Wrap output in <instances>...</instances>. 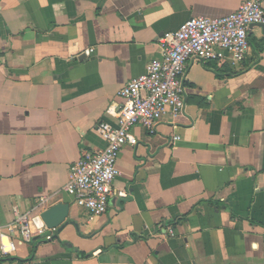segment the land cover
Listing matches in <instances>:
<instances>
[{
    "label": "crops",
    "instance_id": "1",
    "mask_svg": "<svg viewBox=\"0 0 264 264\" xmlns=\"http://www.w3.org/2000/svg\"><path fill=\"white\" fill-rule=\"evenodd\" d=\"M244 1L0 0V227L12 224L14 206L32 211L40 196L49 198L43 210L69 205L51 242L17 241L0 259L264 264L260 26L248 28L238 66L188 63L180 114H164L152 134L132 127L137 142L119 151L105 213L90 216L64 189L70 166L104 147L97 127L116 124L119 90L160 58L159 37Z\"/></svg>",
    "mask_w": 264,
    "mask_h": 264
},
{
    "label": "built area",
    "instance_id": "2",
    "mask_svg": "<svg viewBox=\"0 0 264 264\" xmlns=\"http://www.w3.org/2000/svg\"><path fill=\"white\" fill-rule=\"evenodd\" d=\"M264 26L263 0H246L233 12L221 17H190L176 30L163 33L158 39L160 58L145 65L144 73L129 80L119 90L122 103L116 112V124L101 123L97 131L105 142L96 152H86L69 168L64 186L73 203L88 211L90 216L106 212L112 196V182L119 174L117 158L120 149L137 142L131 129L139 124L152 134L160 118L172 117L185 107L184 78L189 62H216L238 66L249 49L247 30L253 25ZM93 49L84 51L91 54ZM179 137H172V142ZM122 196L123 194H118ZM49 198L40 196L32 211L14 206L11 225L0 227V258L16 250L17 241L30 244L34 238L51 242L56 232L41 218ZM13 227V232L7 230ZM171 231L169 230V233ZM0 264H12L8 260Z\"/></svg>",
    "mask_w": 264,
    "mask_h": 264
},
{
    "label": "water",
    "instance_id": "3",
    "mask_svg": "<svg viewBox=\"0 0 264 264\" xmlns=\"http://www.w3.org/2000/svg\"><path fill=\"white\" fill-rule=\"evenodd\" d=\"M264 30L263 25H258ZM69 205L66 203L54 204L41 212V218L49 228H60L68 217Z\"/></svg>",
    "mask_w": 264,
    "mask_h": 264
},
{
    "label": "trees",
    "instance_id": "4",
    "mask_svg": "<svg viewBox=\"0 0 264 264\" xmlns=\"http://www.w3.org/2000/svg\"><path fill=\"white\" fill-rule=\"evenodd\" d=\"M82 257H83V255H82ZM85 257H87V256H85ZM2 261H4V260H2Z\"/></svg>",
    "mask_w": 264,
    "mask_h": 264
}]
</instances>
